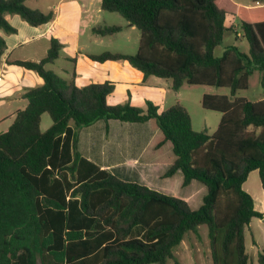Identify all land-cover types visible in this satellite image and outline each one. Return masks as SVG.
<instances>
[{"label": "trees", "instance_id": "obj_1", "mask_svg": "<svg viewBox=\"0 0 264 264\" xmlns=\"http://www.w3.org/2000/svg\"><path fill=\"white\" fill-rule=\"evenodd\" d=\"M244 5L234 0H101L141 32L135 53H88L96 61L125 59L144 73L184 83L227 86L231 94L205 93V108L222 113L217 129L197 131L180 102L160 111L130 101L110 104L113 81L79 86L49 69L63 44L53 37L40 60H9L44 80L24 94L9 128L0 132V264H182L174 250L188 232L208 226L212 264H250L246 231L264 213L244 188L258 170L264 189V98L237 96L255 70L264 85V0ZM34 26L48 23L53 10L27 0H0V30L18 32L7 14ZM233 16L239 29L229 24ZM120 24H98L93 32L113 35ZM231 31L249 42L215 54ZM7 43L0 34V60ZM75 60V59H74ZM52 125L42 130L43 113ZM103 120L146 123L156 131L146 155L159 153L150 171L158 184L127 180L86 157L79 130ZM108 129V127H107ZM179 185L166 186V179ZM155 180V181H156ZM185 187V188H183ZM264 264V246L258 253Z\"/></svg>", "mask_w": 264, "mask_h": 264}, {"label": "crops", "instance_id": "obj_2", "mask_svg": "<svg viewBox=\"0 0 264 264\" xmlns=\"http://www.w3.org/2000/svg\"><path fill=\"white\" fill-rule=\"evenodd\" d=\"M41 10L46 12L53 10L55 17L48 23L38 26L33 25L32 35L17 39L15 36H19L20 29H18L9 15H7V19L17 27L18 32L7 33L4 30H0V34L2 31L7 33L5 37L3 36L7 47L0 60V103L6 99L25 98L24 94L28 89L44 83L43 78L34 70L11 64L8 61L15 59L40 60L47 54L51 39L55 37L63 44V48L60 57L55 62L48 64L47 67L53 69L51 66L55 65L57 67L55 72L60 76L70 79L75 71L74 78L79 86H85L92 82L113 81L115 89L108 96L110 104L130 101L134 105L145 107L146 102L151 100L159 106L160 111L172 105H165L169 91L174 90L170 79L151 76L147 81H144V73L132 66L128 60L120 59L100 62L88 56V53L98 54L105 51H113L104 46L106 36L93 32L95 25L120 24L123 28L118 33L137 29L136 26L127 20L124 23H112L104 19L106 11L101 7V0H57L47 5L46 8H41ZM13 18L17 19L16 16ZM84 19L87 20L88 31L82 33L81 27ZM21 25L25 26L24 23H21ZM140 38L141 32L136 33L134 42H126L127 45L131 44V47L119 52L135 53L138 49ZM29 42L33 43L29 52L33 54L42 51L44 54L42 56H25L23 52L24 46ZM177 101L180 100H176L174 103ZM101 121L79 130L78 146L80 151L86 157L92 159L103 168L110 169L115 174H118V172L124 173L119 170L123 166L131 167L125 169L131 172L145 171L142 181L149 183L151 181V177H149L150 171L158 164L160 157L159 153L146 155L147 148L154 139L156 131L150 128L148 122L136 123L110 120L108 123L105 121L101 123ZM130 148H135V153L131 152ZM146 175L148 176L144 179ZM133 181H141V179ZM255 207L264 213L263 209L257 207L256 201ZM255 218H259V221H255ZM263 222L264 216L261 218L254 217L246 231V244L247 232H249L251 235V248L252 250L256 248L253 255L249 252L251 254L250 264H257L258 253L261 246H264V239L255 237L252 233V228L261 231Z\"/></svg>", "mask_w": 264, "mask_h": 264}, {"label": "rangeland", "instance_id": "obj_3", "mask_svg": "<svg viewBox=\"0 0 264 264\" xmlns=\"http://www.w3.org/2000/svg\"><path fill=\"white\" fill-rule=\"evenodd\" d=\"M57 0H27V4L33 8H46L47 5L56 2ZM236 2L245 4V5H258V2L256 0H235ZM262 0H259V3L262 4ZM105 11V10H104ZM9 17L14 20V23L17 25L18 29H20L19 36H15L17 39L19 37H26L28 35L33 34V25L28 23L25 19H23L18 14H11L8 13ZM104 19L108 20V22L112 23H124L126 22V19L120 15L117 12H105ZM16 16L17 19H14L13 17ZM229 24H235L239 29H241L239 25V21L237 18L233 16H229L227 19ZM21 23H24L25 26L21 25ZM82 33H85L88 31V23L87 20L84 19L81 27ZM140 30L137 28L134 31H125L123 33H115L111 36L105 37V45L107 48L113 51H120L125 50L126 48H130L131 44H128V41L130 43L134 42V39L136 37V33H139ZM2 36H6L7 33L4 31L1 32ZM93 35V34H92ZM127 42V43H126ZM228 44H236L240 47V49L246 53L249 52V42L248 40L240 36L238 39H235V35L233 32L228 31L226 33L225 39L222 44L216 47L215 54L217 56L222 55L224 52V49L226 45ZM33 43L29 42L24 46V55L25 56H42L44 53L40 51L39 53H31L29 52V49H31ZM18 51V50H17ZM20 52V49H19ZM18 54V53H15ZM54 71H57V67L51 66ZM205 93H221V94H231V89L227 86H212V85H204V84H189L184 83L180 90L174 91L170 90L168 94V98L165 101V105L173 104L176 100H180V102L187 108L189 111L193 127L197 131L205 130L207 129L210 133H213L220 122L222 113L217 110L208 109L205 108L202 104V97ZM237 96H243L250 100H259L264 98V85L262 84V73L259 70H255L253 74L250 76V82L249 86L244 89H239L236 93ZM27 104L26 98H11L6 99L4 102L0 103V132H3L7 130V128L11 125V123L14 120L15 113L18 109L24 108ZM52 118L49 113L45 112L42 115V121H41V128L42 130H47L52 125ZM101 123H104L103 120ZM102 125V124H97ZM98 127V126H96ZM101 150V149H99ZM130 151L135 153V148H130ZM132 153V154H133ZM131 167L129 166H123L119 170L123 171L124 173H119L118 176L124 179L129 180H137L144 177L145 171H137V172H131L125 169H129ZM148 175L145 176L144 179H146ZM151 181H149L150 184H158V179L152 178ZM156 180V181H155ZM162 183H165L166 186H177L181 187L179 185V179H173L171 181L164 180ZM185 188V187H183ZM244 188L247 190L254 198L257 203V207L259 209L264 210V189L262 188L259 172L258 170H254L250 173L248 179L244 183ZM255 221H259V218H255ZM263 229L261 231H257L252 228V233L255 237H258V239H264V222L262 223ZM247 247L249 252L253 255L254 250L256 251V248L252 250L251 246V235L249 232H247ZM176 258L182 263V264H212V258L210 254V246H209V236H208V226L206 224H202L198 227L196 232H188L184 238V240L176 246L174 250ZM157 264V263H152ZM168 264H175V261L173 259H170L168 261ZM257 264H259L257 262Z\"/></svg>", "mask_w": 264, "mask_h": 264}, {"label": "built area", "instance_id": "obj_4", "mask_svg": "<svg viewBox=\"0 0 264 264\" xmlns=\"http://www.w3.org/2000/svg\"><path fill=\"white\" fill-rule=\"evenodd\" d=\"M258 2V5H261V3H259V1H257Z\"/></svg>", "mask_w": 264, "mask_h": 264}]
</instances>
